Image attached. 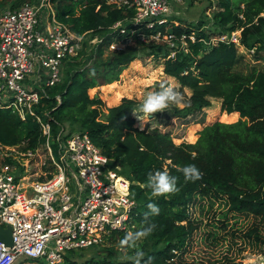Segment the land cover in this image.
<instances>
[{
    "label": "trees",
    "instance_id": "trees-1",
    "mask_svg": "<svg viewBox=\"0 0 264 264\" xmlns=\"http://www.w3.org/2000/svg\"><path fill=\"white\" fill-rule=\"evenodd\" d=\"M52 1L57 18L74 33L96 35L99 40L90 53H84V42L76 56L64 60L61 80L44 88L35 110L50 124L56 156L55 141L63 135L64 125L86 132L109 159L108 167L130 181L131 197L136 202L127 227L111 230L99 245L102 252L78 261L73 257L76 250L68 251L61 264H134L132 257L137 249L143 251L144 260L151 257L152 264H191L182 261L181 254L198 227L190 214L198 197L224 200L228 212L249 214L264 224V16H260L264 0H215L211 24L204 19L193 23L178 20L174 24L170 19L152 28L143 23L129 24L132 10L124 11L104 0ZM117 21L127 23L124 33L112 28ZM237 30L239 46L250 55L249 59L231 41H211ZM140 35L147 39L158 35L162 42L151 40L143 45L142 56L161 59L163 73L175 78L180 89L191 90L183 107L167 109L165 121H202V108L209 107V98L215 97L221 99L220 119L224 122L205 126L194 143L175 144L169 132L157 126L134 127L135 99L123 97L106 113L102 111L103 102L99 97H90L88 90L114 85L122 70L137 58L139 48L128 42L144 44ZM111 43H123L124 48L105 56ZM70 134L71 130L63 138ZM44 139L33 118L21 120L11 110L0 108V147L26 152ZM5 163L17 162L4 157L1 164ZM188 165L199 169L201 179L185 181L181 169ZM164 170L177 178L178 191L153 197L146 187L148 175ZM149 204L159 207V215H151ZM152 224V233L134 247L121 245L127 234ZM244 236L264 253L258 223Z\"/></svg>",
    "mask_w": 264,
    "mask_h": 264
},
{
    "label": "built area",
    "instance_id": "built-area-1",
    "mask_svg": "<svg viewBox=\"0 0 264 264\" xmlns=\"http://www.w3.org/2000/svg\"><path fill=\"white\" fill-rule=\"evenodd\" d=\"M104 1L132 10L129 24L152 28L167 22L173 3L185 0ZM126 24L117 21L112 28L124 33ZM83 37L57 18L52 0L27 2L0 12V108L11 110L21 120L31 117L37 121L45 138L39 146L46 151L41 165L44 179H30L23 173L28 162L21 163L12 154L15 147H0L1 153L3 148L8 150L2 158L11 157L23 168L19 171L17 163L0 165V226L10 227L12 242L0 241V264H18L20 258L58 264L68 251L102 245L111 230L125 229L134 211L130 181L108 167L109 159L88 134H70L59 142L56 156L50 124L35 110L44 88L61 80L64 60L78 54ZM239 37L237 30L211 41L239 46ZM140 39L146 40L144 35ZM122 44L111 43L108 49H123ZM26 76L41 87H26ZM37 148L22 154L32 159ZM251 264H264V257Z\"/></svg>",
    "mask_w": 264,
    "mask_h": 264
},
{
    "label": "rangeland",
    "instance_id": "rangeland-1",
    "mask_svg": "<svg viewBox=\"0 0 264 264\" xmlns=\"http://www.w3.org/2000/svg\"><path fill=\"white\" fill-rule=\"evenodd\" d=\"M37 1L38 0H0V12L6 9H13L11 7L15 2L18 3L16 6L18 7L23 3L28 2L33 4ZM214 4L215 0H185L182 3H173V10L169 13L167 21L172 19L174 24H177L179 22L178 20H181L184 23H193L200 19H204L211 24L210 18L212 12L214 11ZM210 5L212 6L210 7ZM163 39H165V37ZM98 40L99 37L96 35L91 36L89 34H85L81 45V48H83L84 42H86V46L83 50L85 51L84 53H90V50L93 48L94 44L98 42ZM151 40H155L156 42L161 41V39L156 36L149 39L146 38L144 44L129 41L128 45L139 48L137 58L131 61L128 66L122 70L119 78L115 80L112 87L108 86V84L95 86L92 90H88V94L90 97L97 95L101 99L103 102L101 109L104 113L107 112L108 107L119 104L123 97L135 99L137 104L133 112V116L135 118L134 127L143 129L148 126L150 128L157 126L161 131L169 132L175 144H179L181 142L194 143L199 136V132L205 126L212 124L215 121L224 122L220 119L222 113L220 110V98H209L211 105L209 107L202 108V114L204 116L202 121L196 122L191 120L184 123V121L180 119L172 118L166 122L165 114L167 109L163 112L155 113L151 118H144L146 122L138 120V116L144 117V114L140 111L143 100L149 94L159 91L162 84L175 86L176 90L184 97V101L180 105H172L169 108L173 106L179 108L183 107L185 100L191 94L190 89L187 87L180 89V84L175 78L169 77L163 73V66L160 61L161 59L155 60L152 57L142 56L141 51H143V45L149 43ZM121 46H124V44ZM111 50L113 49L107 48L105 56L107 53L112 52ZM239 52L244 53L245 58H250V55L244 50V48L241 49V47H239ZM86 56L83 55L82 58H86ZM82 61L83 60L81 59L80 62ZM62 68L64 69V66ZM36 70L37 68H35V71ZM24 81L26 87H41L36 79H31V76H26ZM238 118L239 116L232 122H235ZM64 129L63 135L59 137V141H55L58 148L60 146L59 144L62 143L60 141L64 142V134L69 133L70 130L71 134L79 132L76 127L69 126L68 124L64 125ZM52 142L53 141H51V145ZM11 151L15 158L21 163L28 162L27 165H23V167L27 168V170L24 171L23 168L22 170L23 173L28 175L30 179H33L34 177L37 179L45 177V174H43L45 171L41 168L42 162L46 157L44 146H39L36 149L37 153L32 159H26L22 152H20L16 147ZM4 152H8V150L3 148L2 153L0 154V165L3 160L2 154ZM121 175L125 177L123 174ZM227 210L228 207L224 203V200L201 197L197 198V201L190 209V214L192 219L197 220L196 223L198 227L194 230L192 236L190 237L184 253L181 254L182 261L191 264H251L255 258L264 257V253H261L259 250L260 246L254 245V243L250 242L249 239L244 236L247 230L251 228L254 223H258L259 233L264 238L263 221L261 222L258 218L249 214L236 213L232 211L228 212ZM224 212H227V214L223 215ZM99 247L100 246H93L76 250L75 256L73 257L74 259L80 261L86 257L94 256L97 253L99 254L102 252V249H99ZM119 250L121 252L123 251L121 249ZM22 259L23 258H20L18 260V262H20L18 264H46L43 258H27L24 261H22ZM58 264H61V262Z\"/></svg>",
    "mask_w": 264,
    "mask_h": 264
},
{
    "label": "clouds",
    "instance_id": "clouds-1",
    "mask_svg": "<svg viewBox=\"0 0 264 264\" xmlns=\"http://www.w3.org/2000/svg\"><path fill=\"white\" fill-rule=\"evenodd\" d=\"M94 74V73H93ZM184 101L183 95L176 90L175 86L162 84L160 90L149 94L142 102L140 111L144 114V117L138 116L142 122H146L144 118H151L155 113L163 112L172 105H180ZM183 172L185 181L195 182L202 177V173L195 165H188L181 169ZM146 187L151 189L153 197L167 196L174 194L178 191L177 178L171 176L167 170L156 171L149 173ZM151 215H159L160 209L155 204H149ZM155 225H149L141 231L135 233H129L121 241L122 246L134 247L138 240L146 238L154 230ZM134 264H152V258L149 257L144 260L143 251L137 249L132 257Z\"/></svg>",
    "mask_w": 264,
    "mask_h": 264
},
{
    "label": "water",
    "instance_id": "water-1",
    "mask_svg": "<svg viewBox=\"0 0 264 264\" xmlns=\"http://www.w3.org/2000/svg\"><path fill=\"white\" fill-rule=\"evenodd\" d=\"M94 97H98L95 95ZM0 241L4 242L6 245H11V229L9 226L1 227L0 226Z\"/></svg>",
    "mask_w": 264,
    "mask_h": 264
},
{
    "label": "crops",
    "instance_id": "crops-1",
    "mask_svg": "<svg viewBox=\"0 0 264 264\" xmlns=\"http://www.w3.org/2000/svg\"><path fill=\"white\" fill-rule=\"evenodd\" d=\"M170 77V76H169Z\"/></svg>",
    "mask_w": 264,
    "mask_h": 264
}]
</instances>
